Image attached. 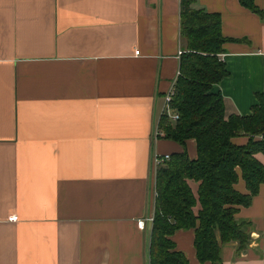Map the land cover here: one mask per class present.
Wrapping results in <instances>:
<instances>
[{"label": "crops", "instance_id": "crops-1", "mask_svg": "<svg viewBox=\"0 0 264 264\" xmlns=\"http://www.w3.org/2000/svg\"><path fill=\"white\" fill-rule=\"evenodd\" d=\"M195 8L220 14L229 39V74L214 87L226 116L251 115L264 93V16L239 0ZM184 52L181 0H0V264H150L153 158L184 152L155 138ZM186 151L197 159L194 139ZM236 218L251 241L224 245L222 264H264V184ZM171 240L202 264L195 230Z\"/></svg>", "mask_w": 264, "mask_h": 264}, {"label": "trees", "instance_id": "trees-1", "mask_svg": "<svg viewBox=\"0 0 264 264\" xmlns=\"http://www.w3.org/2000/svg\"><path fill=\"white\" fill-rule=\"evenodd\" d=\"M198 0H181L180 75L174 87L172 107L179 115L172 123L161 118L165 139L184 147L157 168L155 208L152 223L150 264H188L171 240L179 230H195L198 260L222 264L223 246L236 244L247 249L250 223L236 218L240 207H249L264 184V93L249 116H226L225 103L217 86L228 71L220 55L229 42L222 35L220 14L197 9ZM248 10L264 16L255 0H239ZM246 136L248 144L237 146L233 139ZM197 143V159L190 160L186 142ZM241 170L248 195L236 191ZM190 182L198 184L195 193Z\"/></svg>", "mask_w": 264, "mask_h": 264}, {"label": "built area", "instance_id": "built-area-1", "mask_svg": "<svg viewBox=\"0 0 264 264\" xmlns=\"http://www.w3.org/2000/svg\"><path fill=\"white\" fill-rule=\"evenodd\" d=\"M136 54L138 55L139 52L137 51ZM173 98H174V90L171 91V93L166 97L165 107H164V111H163V115L162 116L163 117H167L169 121H171L172 123H175V122L178 121L179 115L177 114L175 109L172 107ZM158 137H164V133L161 130H157V132L155 134V138H158ZM170 156L171 155L155 156L153 158V166L157 169L164 162L169 161L170 160ZM17 220H18V217L16 215H13L12 217L9 218V221H11V222H15ZM149 221L151 223H153V218H150ZM145 225H146L145 221H140L139 222V226L142 229L145 228Z\"/></svg>", "mask_w": 264, "mask_h": 264}]
</instances>
